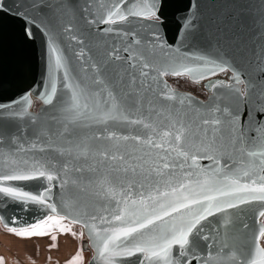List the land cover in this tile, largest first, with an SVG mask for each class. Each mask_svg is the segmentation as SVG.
Wrapping results in <instances>:
<instances>
[{"label": "snow or ice", "instance_id": "6c2138e0", "mask_svg": "<svg viewBox=\"0 0 264 264\" xmlns=\"http://www.w3.org/2000/svg\"><path fill=\"white\" fill-rule=\"evenodd\" d=\"M127 3L128 0H88L81 9L82 12L95 15L92 11L95 6L96 12L100 13L98 19L86 23L109 25L101 29V32L115 33L121 37L122 46L115 42L111 45L105 43L100 57H90L91 63L82 67L85 73L90 71L91 76H69L66 58L55 41L50 40L54 67L57 71L64 69L67 97L59 106L60 117L50 118L60 127L55 131L48 129L39 134L49 140L53 136L63 140L62 144L52 143L50 147L58 156L65 158L61 165L65 174L69 169L74 172L85 171L82 161L91 172H96L105 165L110 168L108 174L101 177L99 186L106 198L117 201L112 219L118 221L119 226L98 231L94 223L84 224L89 230L99 259L103 264H116L118 257L140 254L143 257L141 264H192L194 259L199 264H264V247L254 243L245 255L227 239H220L218 232L216 236L205 234L202 224L209 217L224 213L226 209L237 208L254 200L264 201V88L257 90L251 80L242 79L240 72L228 62L205 55L173 58L161 48L166 59L159 66L152 63L150 58L156 56L155 49L158 45L152 41H142L135 31L112 26L129 22V17L158 21L160 0H150L139 10L135 5L127 7ZM30 6L41 10L52 7L51 4L44 5L40 0H35ZM56 7L62 8L63 4H57ZM10 11L5 8L3 0H0V13L9 14ZM14 15H21L19 9ZM64 31L71 32V26ZM24 34L26 38L33 36L27 23ZM71 39L84 44V40L76 35H72ZM176 52L179 53V49ZM84 55L82 48L77 56ZM189 59L198 63L190 65L184 62ZM229 70L232 72V83L225 84L218 80L209 83L207 87L228 88L234 103L222 106L220 102H215L214 94L211 97L214 103L203 106L207 110L204 115L199 114L198 108L192 109L190 113L184 109L191 108L193 98L180 95L165 82L166 91L161 95L164 99L175 102L168 111L167 128L157 133L156 125L151 121L142 116L131 118L134 112L142 113L146 105L149 111L162 114L155 109L150 99L146 101L147 94L154 91L153 85L158 77L187 76L198 83L217 72ZM260 78L264 79V70ZM240 85L244 87L241 88ZM56 93L57 88L53 82L49 93L44 97V103L52 104ZM23 99L26 105L31 104L28 97ZM196 103L199 104L198 101ZM4 107L7 106L0 105V109ZM25 114L27 107L23 112L13 115ZM193 115L196 116L195 119L192 118ZM119 123L141 125L149 130V134L143 137L125 136L110 130V124ZM91 128H98L100 131L91 136L77 134L81 129ZM2 139L0 136V141ZM99 140L112 142L111 146H95L93 141ZM128 141L141 147L129 149L126 147ZM121 142H124V147ZM32 147L35 148L36 145L33 144ZM138 152L142 155H137ZM199 158L212 161L215 167L201 168ZM6 160L7 171L0 170V193L16 201L46 205L55 213L56 205L47 203L44 194L32 195L19 188L4 186L3 183L37 178L53 181L57 178L54 174L55 165L39 161L29 163L15 158ZM178 173L182 177L180 180H177ZM220 174H223V180L217 179ZM193 175L197 177L196 187L192 186ZM129 176L134 179L129 180ZM242 177L249 178L250 182L241 183ZM135 178H142L145 182L154 180L155 184L151 191H140L137 198H133L132 189L137 187ZM125 180L128 182L125 183ZM161 184L164 185L163 190ZM143 187L144 184H139V188ZM46 191L50 192L51 189ZM259 215L264 217V211ZM64 219V216H49L31 228L7 230L24 238L49 235L50 229L76 237V232L61 223ZM92 220H96V217L93 216ZM72 222L81 223L75 219ZM100 222L111 223L104 216L100 217ZM230 224L231 219L225 217L223 226L227 228ZM83 235V232L79 234L81 238ZM259 237H264V227L261 228ZM51 239L55 241L57 237L52 235ZM200 240L214 241V244L206 246H214L215 251L209 250L205 256L197 257L194 249L199 246ZM0 264H3L2 258ZM68 264H83L82 250Z\"/></svg>", "mask_w": 264, "mask_h": 264}, {"label": "water", "instance_id": "95a60500", "mask_svg": "<svg viewBox=\"0 0 264 264\" xmlns=\"http://www.w3.org/2000/svg\"><path fill=\"white\" fill-rule=\"evenodd\" d=\"M34 2L35 0H3L5 8L11 11L9 14L0 13V105L7 106L0 109V136L3 137L0 141V170L7 171L6 158L55 165L54 174L57 178L53 181L37 178L3 183L4 186L19 188L32 195L44 194L47 203L55 204L57 211L53 213L46 205L16 201L0 193V224L5 229H25L42 223L49 216H64L70 223H73L74 219L79 220L81 223L73 224L80 226L84 233L81 245L82 250L90 254L87 264H103L89 235V230L84 227V224L94 223L98 231L119 226V222L112 219L117 201L106 198L99 186L101 177L107 175L110 168L105 165L99 167L96 172H91L82 161L81 165L85 167V171L74 172L69 169L65 174L61 170L65 158L58 156L50 147L52 143L62 144L63 140L55 136L49 140L39 134L48 129L55 131L60 127L50 118L60 117L59 106L67 97V89L64 88L66 83L64 69L57 71L54 67L50 40L55 41L61 54L66 58L69 76L81 78L92 75L90 71L85 73L82 70V67H87L91 63L89 58L98 59L105 43L111 45L115 42L122 46L120 45L121 37L115 33L101 32V29L109 25L86 23V21L98 19L100 15L96 12L95 6L92 9L95 15L81 11L88 0H40L44 5H52L43 10L31 7L30 5ZM146 2L150 0H128L127 7L135 5L139 10ZM60 3L63 7H56ZM17 9L21 13L20 16L14 15ZM157 15L160 17L158 21L143 17H129V22L118 23L112 27L135 31L142 41H152L158 45L159 47L155 49L156 56L150 58L157 66L166 59L161 48L173 58L205 55L228 62L240 72L242 79L251 80L257 90L264 88V79L260 78L264 70V56H262L264 53V0H160ZM25 23L33 33L31 38L25 37ZM68 26H71V32L64 31ZM72 35L83 39L84 44L81 45L72 40ZM82 48L85 55L78 57L77 53ZM176 49H179V53ZM184 62L190 65L198 63L191 59ZM136 71L138 74L139 69ZM149 71L151 72V69ZM151 74L156 75V73ZM231 76V70L217 72L216 75L209 76L198 83L190 77L182 76L198 85L203 95L173 86L170 79L176 78L174 76L158 77L153 85L154 91L147 94L146 101L150 99L155 109L160 110L162 114L157 115L156 112L149 111L146 105L142 113L134 112L131 118L136 119L142 116L151 121L156 125L157 133L167 128L168 111L175 102L168 101L161 95L166 91L165 82L180 95L193 98L191 108L184 109L190 113L192 109L198 108L199 114L204 115L207 110L203 106L214 103L211 99L214 94L215 102H220L222 106L234 103L228 88L209 89L207 87L209 83L218 80L230 84ZM53 82L57 93L53 103L46 105L44 97L49 93ZM240 87L243 88L244 85ZM24 97L29 98L30 105H26ZM197 101L199 104L196 103ZM25 107H27V114L13 115L23 112ZM176 107L178 108L179 105ZM192 118L195 119L196 116L193 115ZM109 128L125 136L143 137L149 134V130L138 124H110ZM99 131L98 128L81 129L77 134L91 136ZM111 143L103 140L93 141V144L100 148L110 147ZM33 144L36 145L35 148L32 147ZM121 145L124 147V142H121ZM126 147L132 149L141 146L128 141ZM41 148H44V151H41ZM137 155L142 153L138 152ZM237 158L234 157V159ZM198 163L205 169L215 167L208 159L199 158ZM223 178V174L217 176L218 180ZM128 179L134 178L129 176ZM135 179L137 187L132 189L133 198H137V193L140 191L145 193L151 191L155 184L154 180L145 182L142 178ZM180 179L182 177L178 173L177 180ZM196 179L195 175L191 177L193 187H196ZM248 182H250L249 178H241V183ZM141 183L144 184L143 189L139 188ZM160 187L163 190L164 185L161 184ZM49 188L51 191L47 192ZM261 211H264V201L258 200L250 201L237 208L226 209L224 213H217L202 222L204 233L216 236L218 232L220 239H227L230 244L235 245L246 255L254 243L264 247L261 243L262 237H259V232L264 227V217L259 215ZM93 216L96 220H92ZM101 216L106 217L111 223L102 224ZM225 217L231 219V224L227 228L223 226ZM206 244H214V241L200 240L199 246L194 249L197 257L205 256L209 250L215 251L214 246L209 248ZM173 254L175 255V249ZM142 260V255L137 254L132 257H118L116 264H141ZM192 264H199V261L194 259Z\"/></svg>", "mask_w": 264, "mask_h": 264}, {"label": "crops", "instance_id": "0c3cea01", "mask_svg": "<svg viewBox=\"0 0 264 264\" xmlns=\"http://www.w3.org/2000/svg\"><path fill=\"white\" fill-rule=\"evenodd\" d=\"M67 227H70L72 231L77 233L76 237L71 236L69 233H61L57 229H50V232H54L53 235H58V245L56 243L45 242V240L37 239L38 243L32 244V237L24 238L16 235L12 236L13 243L12 255L15 264H32V260L37 264H66L67 258H73L77 253V248L74 246L76 242H79V232L76 231L78 225L68 222L67 220L61 221ZM1 233V229H0ZM43 236H41L42 238ZM1 239V235H0ZM65 244L63 245V242ZM51 243V244H50ZM2 243L0 241V248ZM55 245V247H53ZM66 252V253H65ZM36 260V261H35ZM85 257L83 255V263Z\"/></svg>", "mask_w": 264, "mask_h": 264}, {"label": "rangeland", "instance_id": "374dc122", "mask_svg": "<svg viewBox=\"0 0 264 264\" xmlns=\"http://www.w3.org/2000/svg\"><path fill=\"white\" fill-rule=\"evenodd\" d=\"M170 80H171V83L173 84V86H175L177 88L190 90V91H192V92H194V93H196L198 95H202L203 94V92L200 89V87L198 85H195V84L189 82L186 77H176V78H171ZM76 231L79 232V233L82 232V230H81V228L79 226H78V228H76ZM53 233H54L53 231L52 232L49 231V235L43 236L42 238H41V236H33L32 237V244L35 245L36 243H38L37 239H42V240H45V242H49L50 241L51 243H56L58 245V242H59V239L57 237L58 235H55L57 237V239L55 241H53L51 239V236L53 235ZM14 235L15 234L10 233L9 231H4V232L1 233L0 241L2 243V245H1L2 247L0 248V258L3 259V264H15V261H13L14 258L11 257V255H12L11 253L13 252L12 251V247H11V245L13 243L12 242L13 241L12 236H14ZM82 238L80 237L79 242H76L74 244V246L77 248V252L79 250H82V245H81ZM261 243L264 246V237L261 238ZM38 244H40V243H38ZM64 244H65V242H63V245ZM82 254L85 257V260H84L83 264H87V259H88L89 256L86 253V251H83V250H82ZM73 257H74V255H73ZM71 259H72L71 256H70V258H67L66 259L67 260L66 264H68V262ZM32 264H35V262L33 260H32ZM36 264H37V261H36Z\"/></svg>", "mask_w": 264, "mask_h": 264}, {"label": "flooded vegetation", "instance_id": "af4514ba", "mask_svg": "<svg viewBox=\"0 0 264 264\" xmlns=\"http://www.w3.org/2000/svg\"><path fill=\"white\" fill-rule=\"evenodd\" d=\"M202 95H203V94H202ZM79 227H80V226H79ZM80 228H81V227H80ZM0 229H1V233L4 232V231H8V230L5 229L4 227H2L1 224H0ZM3 230H4V231H3ZM81 230H82V229H81ZM1 233H0V235H1ZM86 253L88 254V256L90 255L88 251H86ZM88 259H89V257H88ZM88 259H87V261H88Z\"/></svg>", "mask_w": 264, "mask_h": 264}]
</instances>
